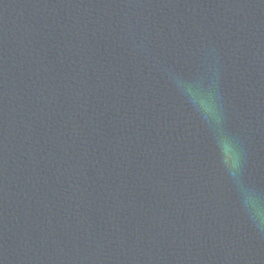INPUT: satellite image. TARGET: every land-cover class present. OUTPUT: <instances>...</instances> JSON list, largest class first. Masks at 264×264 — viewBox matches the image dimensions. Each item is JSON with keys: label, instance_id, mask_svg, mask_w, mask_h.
<instances>
[{"label": "water", "instance_id": "obj_1", "mask_svg": "<svg viewBox=\"0 0 264 264\" xmlns=\"http://www.w3.org/2000/svg\"><path fill=\"white\" fill-rule=\"evenodd\" d=\"M0 264H264V0H0Z\"/></svg>", "mask_w": 264, "mask_h": 264}, {"label": "clouds", "instance_id": "obj_2", "mask_svg": "<svg viewBox=\"0 0 264 264\" xmlns=\"http://www.w3.org/2000/svg\"><path fill=\"white\" fill-rule=\"evenodd\" d=\"M193 103L194 106L197 107L198 111H201L202 115L205 117L209 116L213 111L210 104L202 99L198 101L194 100ZM225 160L227 161V166L230 168L234 169L238 166V158L234 162L230 163V161H233V157L228 152H224L223 163H225Z\"/></svg>", "mask_w": 264, "mask_h": 264}]
</instances>
